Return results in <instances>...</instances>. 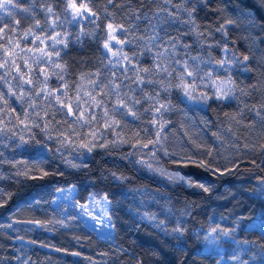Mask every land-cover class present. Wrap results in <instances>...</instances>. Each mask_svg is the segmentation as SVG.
<instances>
[{
    "label": "trees",
    "instance_id": "16d2710c",
    "mask_svg": "<svg viewBox=\"0 0 264 264\" xmlns=\"http://www.w3.org/2000/svg\"><path fill=\"white\" fill-rule=\"evenodd\" d=\"M15 2L19 7L13 19H19L21 23L15 32L8 35L20 40L21 48L43 47L38 41L35 45L32 43V35L26 39L22 35L34 23L32 13H35V19L41 21V28L44 29H35V35L43 37L58 32L63 37V33L69 34L67 48L57 45L61 52L59 63L67 66L66 71H57L64 80L51 75L54 66L44 63L34 66V81L40 68H43L49 74L48 88L56 89L66 82L70 85V97L75 96L77 85L82 97L83 85L95 95L99 89L93 92L90 80L99 79L101 84H105L115 79L118 83L122 81L124 85H129L122 87L121 93H129L141 101L133 108L140 119L128 116L122 120V125L126 126L116 131L130 139L131 143L136 142L133 135L136 132L140 133L145 143L155 138L157 129L150 123L154 118L153 113L145 112L154 101L147 99L145 94L155 96L159 93L160 103L171 99L174 105L172 110L162 113V118L159 115L155 117L161 123L168 122L161 131L162 147L177 156L209 159L222 172L225 169L231 171L213 175L196 167L180 168L171 163L170 157L165 156L163 151H157L154 167L192 176L210 187V191L204 192L180 182H170L166 177L131 162L141 155L149 159L144 153L150 149H145L144 153L138 152L127 160L123 157L133 151L130 144L97 148L81 156L76 151L79 138L73 137L74 143L68 147L56 141L61 132L70 135L67 129L71 118L69 124H56V121H64L63 113L56 112L53 117L54 109L49 108L42 98H36L38 106L33 110L29 108L27 95L23 101L12 97L7 106L0 102V127L7 126L6 132L0 134V189L13 193L8 203L0 208V225H13L12 228L0 227V264H23V261H28V264H240V261L264 264V194H261L264 185V149L261 148L264 145V8L258 6L257 0H205L203 4H187L189 9L195 6V20L199 25L196 31L203 33L201 36H197L190 25L183 23L188 17L177 7L182 0H171V3L165 0H111V3L109 0H88L97 18L94 22L82 20L79 24L69 23L70 17L65 18L63 0ZM49 6L60 16L61 22L54 30L45 23L48 16L44 9ZM22 8H30L31 11L23 12L20 10ZM162 8L171 11L177 18L169 20L165 12L157 15ZM226 19L234 21L227 27V36L216 31ZM8 23L10 20L5 16L0 26ZM108 23L122 24L129 29L126 37L119 36V39L130 41L123 46L130 63L123 60L121 63L124 65L121 66L108 63L110 56L102 47ZM81 28L88 34L81 33ZM153 36L159 39L150 41L149 38ZM169 38L177 41L175 50L167 43ZM6 43L7 37L0 40V44ZM45 43L50 44L51 41ZM183 45L189 47L184 48ZM225 45L241 59L243 55L249 57L230 72L236 84L233 96L226 100L210 98L206 102L181 103V91L169 87L170 84L179 83L178 75L182 71L181 65L175 61L179 60L182 64L187 60L189 70L196 74L200 72L199 65L210 68L214 63L209 61L221 59ZM165 48L168 51L165 52ZM159 52H164V56L158 57ZM32 55L38 56L39 53ZM191 57L197 59L192 60ZM52 60L54 64L57 58L53 56ZM32 61L29 66H33ZM17 62L23 69V61L19 57ZM156 63L166 65L172 76L155 69ZM125 67L127 72L123 71ZM143 68L152 71L147 74L137 71ZM97 72L99 78L90 75ZM3 73L4 70L0 69V74ZM137 75L143 76L145 81L151 79L153 83H133ZM39 79L43 80V74H39ZM8 80L19 93L16 88L18 81L11 76ZM186 81L191 79L187 78ZM30 87L25 85V92ZM165 87L169 88L167 93L163 91ZM0 90L7 92V86L2 82ZM106 103L110 108L112 101L106 100ZM45 110L48 116L37 122L43 127L46 121L51 120L47 132L32 128L29 133L19 123L25 119V111L30 114L39 112L43 117ZM32 120L30 115L25 121L29 127ZM71 126L77 132L89 130L81 129L78 124ZM32 133L34 139L29 144L23 148L15 147L19 143V136L23 135L27 140ZM49 135L53 137L52 140L48 139ZM104 139L113 140L116 137L106 131ZM38 140L43 142L44 147L36 144ZM56 148L61 151L57 152ZM208 152H211V157H208ZM66 160L82 166L70 167ZM16 161H24L25 164L13 167ZM26 169L30 176L39 175V169L47 171L49 175L43 179L16 175L18 170ZM113 172L128 179L114 180ZM71 187H75V200L79 203L87 202L90 196H108L111 202L109 213L115 224L111 239L99 236L75 211L65 214L61 207L53 204L58 192L56 189ZM143 213L155 214L156 221H163L168 232L142 220ZM30 220L49 223L44 228L14 223ZM58 221H64V225ZM177 224L185 229L179 238L178 234L170 231ZM212 228L218 229L214 235L222 238V249L208 247V241L204 239ZM225 230H231V235L225 236ZM17 236L24 239H16ZM31 240L36 243H29ZM235 241L244 244L247 250L240 249ZM234 255L239 256V260H233Z\"/></svg>",
    "mask_w": 264,
    "mask_h": 264
},
{
    "label": "snow or ice",
    "instance_id": "6c2138e0",
    "mask_svg": "<svg viewBox=\"0 0 264 264\" xmlns=\"http://www.w3.org/2000/svg\"><path fill=\"white\" fill-rule=\"evenodd\" d=\"M166 3H171V0H165ZM109 3H111V0H109ZM203 4L205 3V0H182V4L178 5L177 7L184 11L188 17L186 21H183V23H186L192 27L193 31H196L199 27L195 20V6H193L191 9H189L186 5L187 4ZM258 6L264 8V0H257ZM64 8H63V14L65 18H69V23H81L82 20H87L88 22H94V19L97 18V14L92 11V9L89 7L88 0H63ZM18 4L15 2V0H0V22L3 21L4 17L7 16L10 20V23L3 24L0 26V40L5 39L7 37V43L6 44H0V52H2V55H0V69L4 70L3 74H0V82L3 83V85L7 86V92L5 93L3 90H0V102H3L5 106L8 105L9 99L12 97H15L16 100L23 101L24 97L27 95L29 98V108L35 110L38 106L36 102V98H42L43 101H45L49 108L54 109L52 112L53 117L55 116L56 112L63 113L65 119L64 121H56V124H69V118H71V123L69 124V127L67 129V132L70 133V135H66L65 132H61L57 137L56 141L64 146L68 147L70 144L74 143L73 137H77L80 139V143L76 145V151L80 153V155H84L85 152L91 153L97 148L101 149H108L109 147H115L117 144H130L133 151L128 152L123 158L128 159L129 157H134L137 155L138 152L144 153L145 149H150L149 152L144 153V155H147L149 159H145L143 155L139 159L132 160L131 162L134 165H139L142 168H146L149 171L156 172L162 177H166L168 181L170 182H180L183 184H186L188 187H196L202 189L204 192L210 191V187L206 185L204 182L195 180L192 176L188 175H182L179 171L174 172H168L165 169H161L158 167H154V162L156 161V153L158 150L163 151L165 156L170 157V162L177 165L180 168L185 167H196L200 169H204L208 172H211L213 175H223L224 172H230L231 169H225L223 172L220 168L214 167V165L210 162L209 159H194L190 155H184V156H177L175 153H169L166 149L162 147V139H161V131L165 127V125L168 123L167 121H164L161 123L159 120L155 119L156 116H161L164 111H170L174 107L172 104L171 99H168L165 103H160L158 97L159 93H156L155 96H149L148 94H145L146 98L149 100H153L154 103L150 108H146L145 112L151 111L153 113V120L150 121L151 125L157 129L155 132V138L154 139H148L147 142H142V139L140 137V133L136 132L134 133L135 143H131V140L128 138H124L120 132H117V128H121L122 126H126V124L122 125V120L124 118L131 116L134 119H140V116L137 111H134L133 108L136 105H139L141 101L139 99H136L134 96H130L129 93H121L122 87H130L129 85H124L123 82H116L115 79L109 80L105 84H101L99 79L97 80H90L89 85L92 88L93 92H96L97 89H99L98 92H96L95 95L92 94V92H84L83 97L81 96L80 86L77 85V91L74 97H70L68 94V89L70 85H68L66 82L63 83L62 87H58L56 89H49L48 88V80H49V74L44 72L43 68H40L39 73L37 74V79L34 81L32 78L33 72H34V66L39 64H53L52 57L55 56L57 58V61L54 63V68L58 69L59 72L66 71V65L59 63V58L61 55L60 50L57 49V45H61L64 48H67L68 46V39L67 37L69 34L67 32L63 33V37H61L60 33H55L54 35H45L43 37L39 35H35V29H41L42 31L44 29L41 28V21L38 19H35V13H32L34 18V23L30 25L26 30L23 32V38L26 39L29 35L33 36L32 43L35 45L37 41L40 45H43V47H40L39 49H24L20 47V40H14L12 35H8L9 32H15L18 26L20 25L21 21L19 19H13L16 16V12L18 9ZM43 7V5H41ZM23 12H30V8H22L20 9ZM46 15L48 16V19L45 21L48 28L55 29L58 26V22L60 21V16L57 15L53 8L51 6L44 9ZM159 12H165L169 18V20H175L177 17L174 13L167 9H159L156 13L157 15ZM54 17V18H53ZM139 19V16L136 17ZM234 21L231 19H226L224 23L220 24V26L216 29V31L223 33L225 36H227V27L228 25L233 24ZM97 27H99L97 25ZM128 28H125L124 25H114L113 23H108L106 25V28L104 30L105 38L102 43V47L105 50L106 53H110V57L108 60V63L110 65H120L121 60L128 61L129 63L130 58L126 53L123 52V46L126 43H130L126 38L125 39H119V36H125L127 35ZM81 33L87 35L88 33L84 32V29H80ZM197 36L203 35V33H200L199 31H196ZM159 39L158 36H153L149 38V40H157ZM46 41H51L50 44H46ZM167 43L171 46L172 50H175L177 47V41L174 38H169ZM184 48L189 47L188 45H183ZM211 47V45H209ZM51 48L52 51H48V49ZM168 51L167 48H165V52ZM229 49L225 45L223 48V52L225 53V56H223L221 59L216 61H209V63H214L217 65L216 71H223L227 74L226 79H220L218 78L217 81H213V86L215 88V91L212 94V97H209L207 93H201L200 95H195V86L194 83H187L186 79L190 78L192 80L195 79V72L189 70L188 61L185 60L181 64L179 60L175 61L176 64L181 65L182 71L178 75L179 83L175 85H169V87H175L176 89H179L181 91V97L180 102H206L210 98H214L216 100H226L230 99L233 94L236 91V84L235 81L231 77V66L232 65H240L246 62L249 57L247 55H243L242 59L238 57L237 55L233 54L231 58H228ZM38 52L39 55L36 56L33 61L32 65L29 66L28 60L24 59V55L28 53H34ZM23 54V55H22ZM158 57H163L164 52L157 53ZM17 57H19L20 60L23 61V69L21 67V64L17 62ZM192 60H196L197 57H191ZM155 69H157L160 72H164L167 74V76H172V72L168 71V67L166 65H162L161 63H156L154 65ZM14 70V71H13ZM26 70V71H25ZM127 67L123 69V71L127 72ZM247 70V69H245ZM138 72H143L145 74L150 73L152 69L149 68H143L138 69ZM39 74H43V80L39 79ZM51 75H56L57 79L60 81L64 80V77L60 75L58 72H53ZM90 75H96L97 78H99V72L90 74ZM205 75L211 76V73H206ZM11 76L13 80H17L18 83L16 85V88L19 89V93L13 88L12 84L9 82L8 77ZM113 77H115V73H113ZM83 75H81V79H83ZM125 79H128V77H125ZM133 83H136L138 85H143L145 83L151 84L153 81L151 79L145 81L143 76L137 75L136 79L133 81ZM161 84H163V81H160ZM25 85L31 86L27 92H25ZM39 85H42L40 87ZM143 89H141L142 91ZM131 91H135V89H131ZM164 92H168L169 88L165 87L163 89ZM106 100H111V107L109 108ZM131 105V106H130ZM264 108V106H262ZM97 109L101 110L99 115L97 114ZM32 115L33 120L31 127L25 122L28 120L29 116ZM227 115V114H225ZM257 115H259V111H257ZM48 116V111L45 110L44 116L42 117L39 112H34L33 114H30L28 111L24 112V120H20L19 123L24 126V128L31 133L32 128H38L41 132H47L49 125L52 123L51 120L46 121L43 124V127H41V124L37 121L43 120L44 117ZM19 119V117H17ZM72 124H78L81 129L87 128L89 129L87 132H77L75 128H73ZM96 124H102V127L96 128ZM7 126L4 125L3 127H0V134H4L6 132ZM112 132L113 135L116 137V139L113 140H107L104 139L105 132ZM147 131V130H145ZM7 139H12V137H6ZM34 139V133H32L29 137V139H25L23 135L19 136V143L15 144L16 148H23L25 145L29 144L30 141ZM49 140H52L53 137L51 135L48 136ZM2 143V141H0ZM37 145H41V147H44V144L42 141H36ZM151 146V147H150ZM247 147V145H245ZM261 148L264 149V145H261ZM51 151V149H48ZM83 150V151H82ZM57 152H60V148H56ZM208 157H211V152H208ZM66 164H68L70 167L78 168L82 165L75 164L71 160H66ZM25 164L24 161H16L13 164V167H16L17 165ZM86 167V165H83ZM39 175H29V170L25 171H17V176H24L30 179H43L45 176L49 175L47 171H44L43 169H39ZM112 178L117 181H123L127 180L128 177H125L123 175H117V173L113 172L111 173ZM262 184H264V180H262ZM58 192H63L64 189H56ZM261 194H264V188H261ZM13 193L5 192L3 189H0V208L4 207L8 203V200L11 199ZM101 201L104 204V207L102 208V215H95L94 214V208H95V202L89 203H83L79 205V208L81 209V212L78 213V216L83 215L90 217L92 220H94L97 224L102 225V227H106L108 229H115V224L112 223V217L111 214L108 211V205H110V201L108 199V196L105 194L101 197ZM36 203H39V201H36ZM93 209V210H90ZM142 220H147L149 222H152L155 227L159 228L161 231L168 232V229L164 226L163 221H156L155 214H149V213H143L141 216ZM14 223H28L35 225L40 228L46 227V224L49 222H41L38 220H30V221H14ZM61 225H64V221H58ZM0 227H8L12 228L13 225L10 223L8 225H0ZM171 233L178 234L177 238H179V235H183L185 229L182 228L179 224H177L176 227L172 228ZM218 231L217 228H212L210 230V233L204 237L206 241L209 243H213L215 240H218V236H212L213 233H216ZM225 236L231 235V230H225L223 232ZM111 233H107L105 238H109ZM211 237V239H210ZM16 239L23 240L24 238L21 236L15 237ZM29 243L35 244L36 241L31 240ZM74 255H79V253H73ZM264 255V253H262ZM15 259L19 260L20 257H16ZM233 260H239V256H233ZM23 264H28V261H23ZM138 264H141V262H138ZM240 264H247L246 261H240Z\"/></svg>",
    "mask_w": 264,
    "mask_h": 264
},
{
    "label": "rangeland",
    "instance_id": "374dc122",
    "mask_svg": "<svg viewBox=\"0 0 264 264\" xmlns=\"http://www.w3.org/2000/svg\"><path fill=\"white\" fill-rule=\"evenodd\" d=\"M107 55L110 56V53H107ZM228 58H231V56L233 55L230 51L227 54ZM223 56H225V53H223ZM35 55H32V53H28L26 54V60H28V63L30 65L31 61L35 58ZM122 61V60H121ZM54 64H51V66H53ZM124 65V63H120L119 66ZM238 65H232L231 66V70L234 69L235 67H237ZM199 73L195 74V79L191 81H186L187 83H194L195 86V95H200L201 93H207L209 95H212L213 92L215 91V88L213 86V81H217L218 82V78L220 79H226L227 78V74L224 73L223 71H216V67L217 65L213 64L210 68H205V65H199ZM54 72H57L58 69L53 68L52 69ZM206 73H211V76H207L205 75ZM13 86V85H12ZM210 90V91H209ZM83 93L84 92H90L88 87L83 85L82 88ZM194 103V102H192ZM97 114L99 115L100 111L99 109L96 110ZM96 128H100L102 127V124H96L95 125ZM262 188H264V185L262 186ZM75 187H71L68 189H64L63 192H57V196L56 199L53 201V204L56 206H59L63 209V212L66 214L69 211H75L76 214L78 215V213L81 212V209L79 208L80 204L83 203H79L75 200ZM92 202H95V208H94V214L95 215H102V208L104 207L103 202L101 201V197H94V196H90L88 201L85 203H89L91 204ZM110 205H108V211H109ZM90 210H93L90 208ZM85 224H87L89 227L93 228L99 236L105 238L107 233H111L109 238H105V239H111L113 236V229H108L106 227H102V225L97 224L94 220H92L90 217L87 216H83L80 215L79 216ZM210 232H207L206 234H209ZM212 236H215L214 233L212 234ZM211 239V237H210ZM222 238L219 237L218 240H215L213 243H209L208 242V247H214V248H219L222 249V243H221ZM235 244L242 249L243 251L247 250V247L244 244H241L237 241H235Z\"/></svg>",
    "mask_w": 264,
    "mask_h": 264
}]
</instances>
